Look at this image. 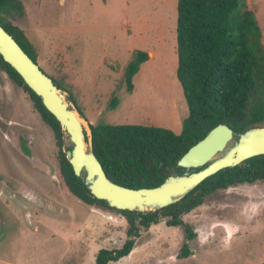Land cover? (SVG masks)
Listing matches in <instances>:
<instances>
[{"label": "rangeland", "instance_id": "1", "mask_svg": "<svg viewBox=\"0 0 264 264\" xmlns=\"http://www.w3.org/2000/svg\"><path fill=\"white\" fill-rule=\"evenodd\" d=\"M19 1L22 14L4 19L73 98L85 129L100 122L179 132L187 109L175 78L176 0ZM244 4L264 49V0ZM135 49L148 59L127 92L123 70ZM181 218L195 232L188 256L176 258L181 226L160 217L127 255L107 264H264V181L217 189ZM125 226L119 213L87 206L64 188L51 130L0 69V264H93L98 249L120 246Z\"/></svg>", "mask_w": 264, "mask_h": 264}, {"label": "trees", "instance_id": "2", "mask_svg": "<svg viewBox=\"0 0 264 264\" xmlns=\"http://www.w3.org/2000/svg\"><path fill=\"white\" fill-rule=\"evenodd\" d=\"M12 13L22 14L20 1L0 0V25L36 62L34 50L23 32L4 19ZM260 37V28L252 11L245 8L244 0H176L175 78L181 87L187 113L181 119L178 133L155 125L87 123L89 135L83 129L85 141L89 142L105 176L129 188L153 187L170 174L181 173L183 169L176 166L177 160L215 125L223 123L236 133L261 127L264 121V49ZM147 59L146 51L133 50L123 70L127 92L132 89V76ZM0 69L26 94L33 110L51 130L58 176L64 188L85 205L105 207L124 218L125 237L120 246L98 249L93 264H107L127 255L140 231L157 223L160 217H166L164 223L168 226H181L184 240L176 258L186 257L191 253L187 241L195 232L181 215L199 206L217 189L264 181V154H259L214 172L177 201L156 210L109 207L104 200L93 197L81 178L73 174L65 157L64 149L69 147L64 145L60 125L41 104L40 98L1 56ZM51 81L60 92L65 91L55 80ZM65 99L75 105L71 96ZM116 103L117 98L113 96L109 107L115 108ZM75 109L82 117L79 108L75 106ZM23 150L27 152L25 147Z\"/></svg>", "mask_w": 264, "mask_h": 264}, {"label": "water", "instance_id": "3", "mask_svg": "<svg viewBox=\"0 0 264 264\" xmlns=\"http://www.w3.org/2000/svg\"><path fill=\"white\" fill-rule=\"evenodd\" d=\"M0 56L40 98L63 132L64 149L73 174L81 178L89 193L109 207L136 211L156 210L184 196L207 176L234 166L246 158L264 154V127L236 133L223 123L212 127L177 160L181 173H172L153 187L129 188L110 181L85 141L84 128L70 100H66L36 62L21 49L0 25ZM66 146V145H65ZM199 168V169H196Z\"/></svg>", "mask_w": 264, "mask_h": 264}]
</instances>
